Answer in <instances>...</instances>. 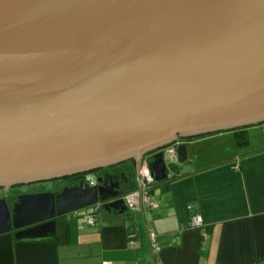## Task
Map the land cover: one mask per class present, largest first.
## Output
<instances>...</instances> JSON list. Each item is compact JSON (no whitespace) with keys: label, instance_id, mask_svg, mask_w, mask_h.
Listing matches in <instances>:
<instances>
[{"label":"water","instance_id":"1","mask_svg":"<svg viewBox=\"0 0 264 264\" xmlns=\"http://www.w3.org/2000/svg\"><path fill=\"white\" fill-rule=\"evenodd\" d=\"M251 126L264 143V0H0L6 192L127 160L138 181L150 152L162 182L191 173L211 136ZM110 178L0 198V236L51 238L57 218L99 203L125 214Z\"/></svg>","mask_w":264,"mask_h":264},{"label":"crops","instance_id":"2","mask_svg":"<svg viewBox=\"0 0 264 264\" xmlns=\"http://www.w3.org/2000/svg\"><path fill=\"white\" fill-rule=\"evenodd\" d=\"M252 128L259 126L246 133ZM232 145L226 140L207 149L191 173L157 182L159 204L147 214L102 210L90 226L84 219L88 208L57 218L51 238L1 235L0 264H154L146 225L155 234L161 264H264V143L256 138ZM190 203L206 236L190 227Z\"/></svg>","mask_w":264,"mask_h":264},{"label":"built area","instance_id":"3","mask_svg":"<svg viewBox=\"0 0 264 264\" xmlns=\"http://www.w3.org/2000/svg\"><path fill=\"white\" fill-rule=\"evenodd\" d=\"M179 145H180V141L177 140L172 144H170L169 146H167L166 148H164V156L168 161L175 159L176 150ZM151 159H152L151 157H146V156L142 159L141 165L139 167V176H138L139 182L136 179L135 187L131 189V191H129L128 193L122 196V199L124 200L127 210L130 212L147 214L151 212L153 209H155L159 204V201L156 199V196L154 195V187L157 182L155 181V177L150 168ZM236 168L237 167H234V169ZM97 180H98V174H93V173L88 174L83 178V182L89 186L96 185ZM139 183L141 184V193H140ZM101 205L102 203H99L98 205L91 207L90 208L92 209L91 212L87 213L84 216L87 225L90 226L96 225L98 218L100 216L98 209L102 208ZM187 208L190 212V219H189L190 227L201 230L202 234L206 236V232L202 229L203 220L201 218V215L198 213L196 204L190 203L188 204ZM76 213L77 212H74L72 214L74 215ZM146 228H147L149 246L153 257V262L154 264H161L158 258L160 248L156 243L155 234L149 225H146ZM103 264H109V263H103Z\"/></svg>","mask_w":264,"mask_h":264},{"label":"flooded vegetation","instance_id":"4","mask_svg":"<svg viewBox=\"0 0 264 264\" xmlns=\"http://www.w3.org/2000/svg\"><path fill=\"white\" fill-rule=\"evenodd\" d=\"M263 129H264V126H263ZM231 133L233 134L234 138H236V141H239V142L246 141V128H238V129H235L234 131H232ZM201 138H206V136L205 135L185 136V137H178L177 140L180 141V144H184V143L189 144V143H192L194 141L200 140ZM161 151L164 154V148L161 149ZM155 153L156 152H150V153L146 154L145 156L152 158ZM91 173L98 174V178L103 177L105 174H109L110 177H111L109 182L111 180L113 181V183L118 182L119 186L117 188V191L124 192V194L128 193L129 191H131V189H132L131 187H133L136 184L135 180L137 179L136 174H135L134 165L133 164L122 163L120 165L111 166V167H108V168L101 169L99 171H95V172L92 171V172L83 174V175L79 176V179L77 181L71 179L73 181V183L70 181L69 178H67L65 180V182L67 183L65 186L75 185V184L78 183V181H83V178L86 175L91 174ZM60 190L51 191V192L52 193H58ZM90 210H92V209H90ZM102 210H104V209L103 208H99L98 212L100 213Z\"/></svg>","mask_w":264,"mask_h":264},{"label":"rangeland","instance_id":"5","mask_svg":"<svg viewBox=\"0 0 264 264\" xmlns=\"http://www.w3.org/2000/svg\"><path fill=\"white\" fill-rule=\"evenodd\" d=\"M229 134H231V133L228 132V133L221 134V135H219V136H221V137H219V139H215V137H213L212 138L213 142L211 141V146L212 147H214V146L223 147L226 140H230L233 144L232 146H236L237 145L236 138H234L232 135H229ZM256 138L257 139L263 138V130L261 129V127L256 128V129L252 128L251 130L250 129L247 130L246 141L251 142L252 140L254 141ZM213 144H215V145H213ZM204 153H206V150ZM124 163L132 164L131 160H127ZM70 177H68V178H70ZM66 179L61 177V178H55V179L42 181V182L31 183V184H27V185H14V186H11L9 189H7V192H6L5 188L0 187V198L5 199L7 202H9V204H13L16 201L18 195H22L25 193H39V192L58 191L63 186H65L67 184L65 182ZM83 211L84 210H80L78 212L82 213Z\"/></svg>","mask_w":264,"mask_h":264},{"label":"trees","instance_id":"6","mask_svg":"<svg viewBox=\"0 0 264 264\" xmlns=\"http://www.w3.org/2000/svg\"><path fill=\"white\" fill-rule=\"evenodd\" d=\"M70 179V181L73 183V181L72 180H78L79 179V176H77V177H70L69 178ZM72 179V180H71ZM77 183V182H76ZM135 187V185L133 186V187H131L132 189Z\"/></svg>","mask_w":264,"mask_h":264}]
</instances>
